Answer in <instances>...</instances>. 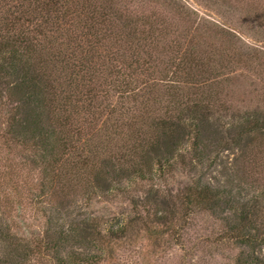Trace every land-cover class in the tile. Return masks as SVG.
Wrapping results in <instances>:
<instances>
[{
    "label": "trees",
    "instance_id": "trees-1",
    "mask_svg": "<svg viewBox=\"0 0 264 264\" xmlns=\"http://www.w3.org/2000/svg\"><path fill=\"white\" fill-rule=\"evenodd\" d=\"M142 1L157 9L0 0V138L35 154L47 210L66 216L32 245L0 213V264L33 254L112 264L137 242L155 253L184 245L199 211L226 213L220 239L240 248L234 264H264V95L243 109L232 88L243 68L264 67V48L240 45L184 0ZM179 167L193 179L173 193L164 185ZM81 190L90 201L125 194L131 214L72 219Z\"/></svg>",
    "mask_w": 264,
    "mask_h": 264
},
{
    "label": "rangeland",
    "instance_id": "rangeland-1",
    "mask_svg": "<svg viewBox=\"0 0 264 264\" xmlns=\"http://www.w3.org/2000/svg\"><path fill=\"white\" fill-rule=\"evenodd\" d=\"M184 1L196 10L201 18L234 32L239 38L240 45L264 48V0ZM137 7L147 12L157 9L153 3L142 0H136L135 4H131V8ZM164 14L165 17L175 20L173 13ZM256 16H259V19ZM213 38L217 41L216 37ZM242 71L243 74L239 75L237 81L232 82V88L238 97V106L241 108L260 102L264 95V67L254 66V71L246 67ZM259 94L261 97L257 98ZM7 109L8 107L0 104V132L5 126ZM34 155L26 147L7 145L0 138V203L5 202V205L0 206V213L10 212L15 233L25 240L24 242L32 245L42 239L44 232L49 228L50 220L57 223L60 217H66L65 213H50L47 210L54 206L47 205L45 193L44 195L41 193L40 182L44 178L42 173L30 170V160L35 158ZM210 177L213 179L211 174ZM192 179L193 175L188 168L179 167L164 186L173 193H183L192 183ZM14 185L17 187L15 188ZM85 193V190L83 195L82 190L79 191L76 206L71 207L74 211L71 213L72 219L76 216L92 214L112 219L131 214L132 206L125 194L114 192L110 195L94 197L90 201ZM77 206L80 209H77ZM223 217H226V213H223V216H216L208 211L194 213L189 227L185 230L184 245H172L152 253L151 247L146 243L137 242L135 246H127L126 243L127 248L123 247L118 251L112 264H234L240 248L223 238L220 239L228 231ZM64 220L68 222L67 218ZM262 255L264 256V250ZM25 264H49V262L46 257L40 259L39 254H33Z\"/></svg>",
    "mask_w": 264,
    "mask_h": 264
}]
</instances>
